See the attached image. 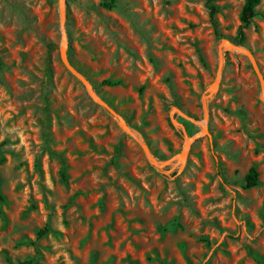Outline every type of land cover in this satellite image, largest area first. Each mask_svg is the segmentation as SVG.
<instances>
[{
	"label": "rangeland",
	"instance_id": "374dc122",
	"mask_svg": "<svg viewBox=\"0 0 264 264\" xmlns=\"http://www.w3.org/2000/svg\"><path fill=\"white\" fill-rule=\"evenodd\" d=\"M110 1L65 0L64 26L117 116L61 61L60 0H0V264H264V17Z\"/></svg>",
	"mask_w": 264,
	"mask_h": 264
},
{
	"label": "water",
	"instance_id": "95a60500",
	"mask_svg": "<svg viewBox=\"0 0 264 264\" xmlns=\"http://www.w3.org/2000/svg\"><path fill=\"white\" fill-rule=\"evenodd\" d=\"M60 9H61V26H62V33H63V36H62V47H61V52H60V56H61V61L63 62L64 66L67 68V70L72 74L74 75L77 79H79L86 87V89L88 90L90 96L92 97V99L100 104L101 106H103L105 109H107L108 111H110L112 114H114L115 116H117L114 111L108 106V104L102 100L94 91L93 87L91 86V84L78 72V70L72 65V63L70 62V60L68 59V37H67V33H66V30H65V0H60ZM224 47H228V48H231V49H237V50H242L240 49L239 47L233 45V44H230V43H225L223 45L220 46V60H221V63H222V60H223V48ZM219 83V75L217 76V80L215 82V85H218ZM118 118L120 119V122H121V126L123 128V130L130 134L132 137H134L136 140H138V142L144 147V144L137 138L136 134L128 127V125L126 124V121L119 117ZM193 139H190L188 140L186 146L184 147L183 149V152L182 154L178 157V159H183L185 154H186V151L188 149V146L190 144V142H192ZM145 151H146V154H147V157L150 158L151 157V153L149 150H147L145 147H144ZM165 164H161V165H158L160 167H163Z\"/></svg>",
	"mask_w": 264,
	"mask_h": 264
},
{
	"label": "trees",
	"instance_id": "16d2710c",
	"mask_svg": "<svg viewBox=\"0 0 264 264\" xmlns=\"http://www.w3.org/2000/svg\"><path fill=\"white\" fill-rule=\"evenodd\" d=\"M209 2H210V6H209L210 16H211L214 26L217 27L216 15L218 14V8H217V5L215 4L217 0H210ZM260 3H261L260 0H245V4L243 6L242 14H241L242 29L248 28L255 18L264 17V13L258 10ZM115 6H116V0H111L110 2H105L103 4V7L107 9H113ZM243 37H244V33L241 30L240 36L238 38L239 42L243 40ZM105 84L109 86H116L118 85V82L106 81ZM3 161L4 160L1 158L0 165L3 163ZM258 176L259 174L256 168H252L247 175L246 189H251L259 185ZM4 201H5V198L2 194L1 187H0V205H2ZM49 232H50L49 228H45L44 230L40 231L39 237L44 238L49 234ZM26 264H32V263L28 262Z\"/></svg>",
	"mask_w": 264,
	"mask_h": 264
}]
</instances>
